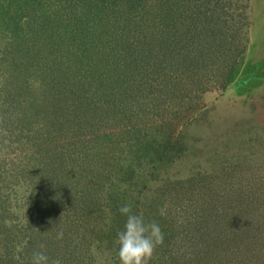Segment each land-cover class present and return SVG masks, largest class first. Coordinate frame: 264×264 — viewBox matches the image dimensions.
<instances>
[{
  "label": "trees",
  "instance_id": "1",
  "mask_svg": "<svg viewBox=\"0 0 264 264\" xmlns=\"http://www.w3.org/2000/svg\"><path fill=\"white\" fill-rule=\"evenodd\" d=\"M234 5L0 0V264L40 244L120 264L127 203L164 233L149 264H264V91ZM231 88L250 115L216 128Z\"/></svg>",
  "mask_w": 264,
  "mask_h": 264
},
{
  "label": "rangeland",
  "instance_id": "2",
  "mask_svg": "<svg viewBox=\"0 0 264 264\" xmlns=\"http://www.w3.org/2000/svg\"><path fill=\"white\" fill-rule=\"evenodd\" d=\"M231 1L235 3L233 6L236 8L235 14L237 15L238 13H242L248 16L252 23L250 30V49L247 56L245 55L246 57L242 59L241 66L247 62L251 65L255 64L252 69L254 71H258L259 75L251 82V87L254 88L250 91L254 93V96H259L261 91H264V0ZM245 6L246 8L243 10ZM245 74L246 71L243 69L239 73V76L243 78V75ZM245 93L246 91L244 88H237L236 90L231 88L228 89L224 95H221L216 100L211 101L212 104L210 106L209 118L215 121V124H217L216 128L222 126V123H225L227 120L231 122V119H244L249 117L250 109L242 103V98ZM212 97V93H207L204 101H207ZM261 112L264 114V109H262ZM206 123L207 122L193 126V133L196 130H200V128Z\"/></svg>",
  "mask_w": 264,
  "mask_h": 264
},
{
  "label": "clouds",
  "instance_id": "3",
  "mask_svg": "<svg viewBox=\"0 0 264 264\" xmlns=\"http://www.w3.org/2000/svg\"><path fill=\"white\" fill-rule=\"evenodd\" d=\"M119 212L126 217L124 228L117 233L115 241L120 264H149L156 248L164 242L160 225L155 221L145 222L144 216L135 213L130 203L122 205ZM160 214L166 215L163 208ZM58 238H62V233ZM45 248L44 244L39 245L40 250L32 253L31 264H62L60 258L50 260Z\"/></svg>",
  "mask_w": 264,
  "mask_h": 264
}]
</instances>
